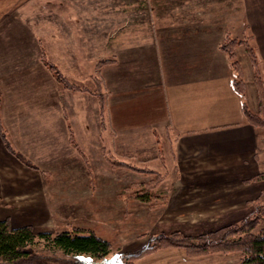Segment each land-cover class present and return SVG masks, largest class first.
<instances>
[{"label": "crops", "instance_id": "0c3cea01", "mask_svg": "<svg viewBox=\"0 0 264 264\" xmlns=\"http://www.w3.org/2000/svg\"><path fill=\"white\" fill-rule=\"evenodd\" d=\"M100 4V0H0V111L6 132V139L0 134V221L8 220L13 228H37L35 223L44 220L51 226L53 217L41 185L25 171L33 169L20 165L17 152L28 158L25 149L29 150L34 138L32 127H43L49 139L43 144L45 160L66 151L68 161L80 170L85 152L99 153L98 159L103 149L122 158L138 157L137 151L130 150L142 142L143 150L151 146L163 153L152 159L167 158L166 146L162 150L155 146L162 132L180 176L163 182L170 193L160 199L166 197L174 212L191 200V206L204 208L200 218L215 211L210 206L218 203L222 207L214 220L241 222L244 203L235 202L236 195L224 194L229 182L211 171L229 170L237 178L232 190L259 174L262 136L244 112V104L251 106L254 97L245 80L248 52L245 45L235 49L245 80L242 95L234 89L233 59L223 44L228 37L246 41L260 71V65L264 66V0ZM43 48L50 62L58 63L72 78L84 77L85 63L97 66L109 61L102 68L110 92L103 119L94 96L59 90L41 59ZM243 48L245 54L239 58L238 50ZM243 55L247 58L242 62ZM249 63L254 78L256 72ZM70 131L81 150L71 145ZM106 133L111 138L108 148L103 145ZM32 150L37 156L39 148ZM188 170L211 173L188 180ZM88 186L93 192L100 185ZM116 186L109 185L111 192ZM84 195L77 197H90ZM92 195L99 200L97 194Z\"/></svg>", "mask_w": 264, "mask_h": 264}, {"label": "rangeland", "instance_id": "374dc122", "mask_svg": "<svg viewBox=\"0 0 264 264\" xmlns=\"http://www.w3.org/2000/svg\"><path fill=\"white\" fill-rule=\"evenodd\" d=\"M88 1L93 2V0ZM100 1V6L109 7L111 5L109 4L110 2L114 3L118 0H110V2L109 0ZM248 33L250 35L251 31H248ZM238 53L240 58L244 53V48L238 50ZM246 58L247 57L243 55V60L241 59L242 62L246 60ZM48 59L49 58H47V60ZM249 60L247 58V61L244 62V67L246 69L245 80L248 85L250 96L251 93L254 95V104L252 103L251 106L247 105V107L251 112L257 114L259 112V93H262V91L259 90L257 81H255V76L254 78L251 76L253 73H249V62L252 63L250 57ZM52 64L55 65L58 70L60 69L58 68V63ZM84 66V77L80 79H83L86 82L88 78L95 73L96 65L93 66L90 63H85ZM260 66V71L258 65L253 68L258 71L264 81V66L263 64ZM93 70L94 73H92ZM37 82L41 81L37 80ZM261 89L264 90L262 87ZM83 94L85 95V98H90L92 96L89 92ZM33 112L35 111L33 110ZM32 128L35 133L30 136L34 137L37 142L33 141L32 139L34 138H32L29 150L25 149L28 151V153L25 151L28 158L25 157L24 153L17 151L18 159L21 166L25 165L29 167V169H33L25 171L26 173H30V175L32 174L30 177L36 178L37 182L35 183L41 185L40 192L45 195L49 209L51 210V217H53L51 221L52 227H49L47 224L48 222L45 220L42 222H36L35 224H37V228L31 226L36 233L53 232L55 234L64 231L65 228L67 231H72L74 229L94 231L98 236L112 244V252L108 258L111 257L113 260H116L119 257H123V262L117 260L113 264H241L244 258V251H241L240 248L232 250V246L230 245H227V247L231 249V251H218L221 249L214 248V251L212 250L208 253L205 252L204 255H192V252L189 253L183 248L166 247L158 249L153 254L141 260H136L135 262L130 260V254L142 251L151 238H154L157 235H169L174 232H181L184 236L197 237L235 223L217 222L214 220L218 217L215 212L222 207L218 203H212L210 206L212 210L215 211L210 212L209 215H206L207 217H204V213L202 216L204 218H200L199 214H201V211H203L204 208L191 206L190 203L194 204L191 200H189V202L185 201L187 202L186 206L176 208L174 212V210L171 209V206L169 207L166 197L160 199V197L166 196L170 193L169 190H166L167 185L164 184L165 181H171V176L174 178L180 176V170H177L175 173V155L171 149L167 148V144L165 145L164 142L166 138L162 132L158 134V143H155V146H159L160 150L166 146L164 154L167 158L164 156H158L159 158L156 157L155 159H152L156 156L155 154L163 155V153L159 154L156 149L151 148V146L148 150H143L141 144L144 142L138 146L139 148L133 146L130 150L131 152L137 151L136 155L138 157L132 159V163L137 167L145 168L146 172L142 173L137 172L136 170H112V168H109L107 161L104 160L103 157L100 156L101 158L98 159L99 153L91 151L84 153L83 170H80L79 166L78 169H76L74 162L71 163L68 161L66 151L61 153L58 152L54 155V158L50 159L49 157V160H45L43 157V144L45 143V138L46 141L49 139L45 136L43 127ZM24 130H27V128H24ZM260 131L262 136L260 155L263 170H259V174H255L256 176H253L246 181L243 180V184L238 183L239 187L232 190V187L234 188V184L232 183L237 181V178H233V175L230 176L229 170L211 171L215 173L218 172V175L216 176L217 178L229 182L227 187L228 190L225 191L224 194L227 193L228 196L236 195L237 197L234 201L244 203L243 208L245 211V218L258 211L259 222L253 230L255 234L264 227V130L260 129ZM107 134L108 133H106V140L103 145L108 148L111 147V145L107 139L111 138ZM25 140L27 141V139ZM35 147L39 148V150L35 151L37 156H33L32 153V149ZM173 148L175 147L173 146ZM149 159L152 160L146 162ZM164 159L166 160V164L165 162L163 163ZM148 170H153L154 172ZM157 172L163 173L165 176L162 178ZM207 172L209 173L210 171L188 170L189 174H187L185 178L188 179L191 178V176H207ZM159 177L162 178H160V184L159 182H156ZM213 178L217 179L215 177ZM187 179H185V181ZM128 183L130 186L127 189L126 185ZM156 183L160 186L157 190L150 191L153 195L150 201L143 202L136 198V194L146 192L145 189L148 184L154 185ZM251 183L255 184L254 187L247 186V184ZM90 184H93V189L95 184L100 186L97 187L98 190L92 192V190L88 191V189H90L88 188V185ZM110 184L117 185L115 192H111V188H109ZM94 193L97 194L99 200L95 201L92 199V196H94L92 194ZM80 194H85L84 196L88 195L90 197L86 200H80V197H77ZM111 195H115V197H111ZM192 208L195 209L193 210ZM188 211L189 213H187ZM194 211L198 212L194 213ZM232 238L237 237L234 236ZM222 246L225 245L219 247ZM57 257L59 258L60 255Z\"/></svg>", "mask_w": 264, "mask_h": 264}, {"label": "trees", "instance_id": "16d2710c", "mask_svg": "<svg viewBox=\"0 0 264 264\" xmlns=\"http://www.w3.org/2000/svg\"><path fill=\"white\" fill-rule=\"evenodd\" d=\"M239 45H245L248 55L252 60L253 67L258 64L252 48L246 41H239L229 37L225 40L223 49L227 51L231 59H233V68L235 72V79L233 81L234 89L238 93L244 95L245 80L243 78L241 66L239 62L235 60V49ZM47 58H49L48 53L43 48L41 59L49 70L51 69L50 71L52 72L59 90L76 93H91L99 104L100 115L103 119L107 112L110 92L107 90L102 75V68L104 65L108 64L109 61L100 62L96 66L95 73L85 82L80 78L69 77L70 75H67L60 69L58 70ZM255 79L259 90L263 93H259V112L257 114L251 112L246 103L244 104V112L249 123L264 130V90L261 89V87L264 88V81L258 71L255 73ZM103 125L104 122L102 121V126ZM0 134L6 139L1 113ZM69 140L73 148L81 150L79 149L72 131L69 132ZM101 153L104 160L107 161L109 168H112V170L125 169L136 170L142 173L146 172L145 168L133 165L132 159L137 158L135 155L122 158L104 149L101 150ZM151 160L152 159H149L146 162ZM164 162L166 164L165 159L163 163ZM148 171L154 172L153 170ZM157 173H159L162 178L165 176L163 173ZM160 178L161 177L156 181L159 182V184L161 182ZM158 187L157 183L154 185L148 184L145 189L146 192L136 194V198L143 202H148L153 196L151 192L157 190ZM258 222L259 217L257 211L237 224L225 226L217 231L197 237L184 236L181 232H174L169 235L160 234L151 238L142 251L130 254L129 258L132 262H135L136 260L146 258L158 249L166 247L183 248L189 253L192 252V255H204L205 252L214 251V248L221 249L218 251H231V249L227 247V245H230L232 246V250L240 248L241 251H244V258L241 264H264V227L257 234L253 232ZM234 236L237 238H232ZM221 245L225 246L219 247ZM112 248L113 246L109 241L90 230L74 229L72 231H61L55 234L36 233L31 226L13 228L8 220L0 221V264H113L117 260L123 262V257H119L116 260H113L111 257L108 258L112 252ZM59 255L60 257L58 258L57 256Z\"/></svg>", "mask_w": 264, "mask_h": 264}]
</instances>
